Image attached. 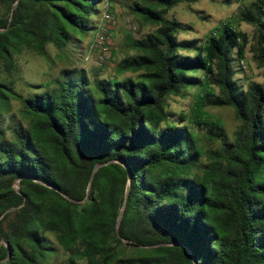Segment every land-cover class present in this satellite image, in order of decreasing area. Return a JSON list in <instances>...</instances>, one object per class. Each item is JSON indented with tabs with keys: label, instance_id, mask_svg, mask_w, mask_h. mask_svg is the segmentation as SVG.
I'll use <instances>...</instances> for the list:
<instances>
[{
	"label": "trees",
	"instance_id": "16d2710c",
	"mask_svg": "<svg viewBox=\"0 0 264 264\" xmlns=\"http://www.w3.org/2000/svg\"><path fill=\"white\" fill-rule=\"evenodd\" d=\"M103 1L0 0V118L19 100L27 120L0 119V264H45V232L68 253L65 264H264V82L243 88L235 77L248 37L231 22L202 42L180 40L183 24L166 14L197 0L134 1L131 12L156 28L129 38L136 53L116 75L64 68L42 91L16 90L23 50L80 43ZM240 17L256 26L264 68V0ZM125 72L136 75L118 77ZM193 87L191 114L170 119L166 99ZM208 105L234 109L241 124L231 141ZM199 126L220 145L203 175L194 171L205 155Z\"/></svg>",
	"mask_w": 264,
	"mask_h": 264
},
{
	"label": "rangeland",
	"instance_id": "374dc122",
	"mask_svg": "<svg viewBox=\"0 0 264 264\" xmlns=\"http://www.w3.org/2000/svg\"><path fill=\"white\" fill-rule=\"evenodd\" d=\"M142 0H104L101 6L100 15L95 22L96 29H92L83 35H77L80 43L68 44L63 49H58L52 44L46 46V54L40 55L32 49H25L18 56V81L16 90L23 96H29L33 92L44 90L43 84L55 78L61 70L84 69L87 76L92 80L94 78H112L115 74L116 63L125 55H132L136 50L128 44L129 38H141L149 32H153L156 25L153 23H141L140 19L135 16L130 5ZM251 0H197L195 2H182L171 8L167 12L169 18H175L180 21L183 28L177 33V38L194 39L197 38L202 42L211 33V30L223 24L226 21L239 31L244 32L248 37L246 44L245 58L237 66L238 72L235 77L238 78L241 86L246 88L250 82H264V68L260 67L254 59L253 47L255 45L256 26L247 21L241 20V11L250 3ZM106 2L107 10L113 13L115 25L111 29V51L102 61L96 58V55H88V47L91 43L98 25L101 14ZM5 8V6H4ZM190 53L188 51H182ZM235 67V64H234ZM136 74L125 72L118 77H134ZM197 88L184 89L180 95H171L166 99V109L170 114V119L176 122H183L181 114L189 116L194 108V94ZM204 110L222 123L223 130L228 141H231L235 132L240 126V121L236 118L234 109L229 106H212L204 107ZM2 125L14 123L25 127L27 120L22 113V104L19 100H11L8 110L2 111ZM205 127V128H204ZM197 145L205 152L201 157V166L194 169L200 175L204 174L207 168L204 166L206 160H212L219 150V142L209 138L207 127L201 126L196 128ZM211 137V136H210ZM18 188L19 185L15 184ZM50 240L53 253L45 264H65L68 253L65 252L58 243L55 235L45 232ZM129 249L124 250L127 255L134 256L137 252L132 245L126 241L122 242ZM119 250H122L119 248ZM79 264H84L83 260H78Z\"/></svg>",
	"mask_w": 264,
	"mask_h": 264
},
{
	"label": "built area",
	"instance_id": "2783aa9c",
	"mask_svg": "<svg viewBox=\"0 0 264 264\" xmlns=\"http://www.w3.org/2000/svg\"><path fill=\"white\" fill-rule=\"evenodd\" d=\"M115 25V18L113 13L107 10L106 2L104 4V10L101 14L100 23L98 25V30L96 31L91 43L88 47V55L89 56L96 55V58L100 61L106 58V55L111 51V29Z\"/></svg>",
	"mask_w": 264,
	"mask_h": 264
},
{
	"label": "water",
	"instance_id": "95a60500",
	"mask_svg": "<svg viewBox=\"0 0 264 264\" xmlns=\"http://www.w3.org/2000/svg\"><path fill=\"white\" fill-rule=\"evenodd\" d=\"M16 3V2H15ZM15 3L13 4V6H12V10H13V8L15 7ZM98 166H96L94 169H96ZM92 177V176H91ZM16 184H18V181L16 182ZM123 205H124V202H123ZM123 208V207H122ZM122 208H121V210L119 211V213H118V216H117V221H116V227H117V225H118V223H119V220H120V217H121V214H122ZM119 238L121 239V237L119 236ZM121 241L123 242L124 240L123 239H121ZM7 248H9L8 247V245H7Z\"/></svg>",
	"mask_w": 264,
	"mask_h": 264
}]
</instances>
